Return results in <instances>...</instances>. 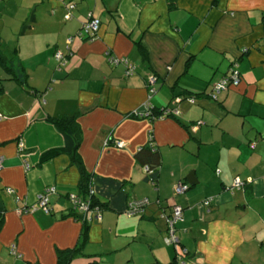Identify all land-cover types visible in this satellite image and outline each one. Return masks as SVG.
I'll list each match as a JSON object with an SVG mask.
<instances>
[{
  "label": "crops",
  "instance_id": "1",
  "mask_svg": "<svg viewBox=\"0 0 264 264\" xmlns=\"http://www.w3.org/2000/svg\"><path fill=\"white\" fill-rule=\"evenodd\" d=\"M89 13L92 39L77 35ZM58 50L71 52L64 64ZM0 53V264H57L76 246L69 264H264V0H0ZM232 70L238 85L213 98ZM63 115L77 118L76 153L103 204L81 245L68 199L88 197L80 171L66 152L44 159L65 146L51 121ZM145 145L160 156L154 183L136 159ZM178 182L189 188L174 195ZM174 204L176 246L164 239Z\"/></svg>",
  "mask_w": 264,
  "mask_h": 264
},
{
  "label": "built area",
  "instance_id": "2",
  "mask_svg": "<svg viewBox=\"0 0 264 264\" xmlns=\"http://www.w3.org/2000/svg\"><path fill=\"white\" fill-rule=\"evenodd\" d=\"M75 7L74 3H70L67 5V16H71V10ZM100 26V19L96 18L91 15V13L88 14L87 19L81 24L80 29L77 32L78 36L85 37L86 39H92L96 36ZM72 41V38L69 37L67 39V50H69V45ZM71 52L68 51L66 53H63L61 51H56L54 54L55 59L60 63L64 64L66 62L68 54ZM108 59L111 63L119 64L121 63L124 66V75L128 76L131 75L135 70V65L130 62L127 58H120L113 55L108 54ZM239 75L237 71L232 70V72L224 76L222 79L217 81L213 84V98L216 97V95L219 92L227 90L229 86H236L239 83ZM154 77L148 78V83H153ZM161 115H167V114H176L177 111H169V110H162ZM135 116H149L150 112L149 110L144 112H136L134 114ZM115 146L122 147L124 145V142L121 140H115L114 141ZM21 149V148H20ZM148 175L149 180L154 183L151 174L152 170L149 169V167L144 166ZM244 185V181L241 180L239 177H235L231 186L230 191L233 192L234 189H241ZM189 188V185L187 183L178 182L173 185V193L174 195L183 194L187 191ZM54 192L53 187L45 188L37 197V205L36 208L41 209L44 213L48 214L50 212V206H49V198L48 196ZM93 191L90 189V194H92ZM68 199L72 204V208L76 209L80 214H85L87 212H91L92 214L90 216H86L87 221H92L93 219H100V207L90 206L89 198L86 199L80 198L78 195L75 194H69ZM211 202L210 198H207L203 201L204 205H209ZM148 203L147 199H141V200H135L129 204L128 213L129 214H139L142 211V208L146 206ZM183 209L180 205L174 204L171 206V212L168 216H165L166 221V236L165 241L166 243L173 244L174 246L178 245L179 239L176 235V225L183 221ZM13 248V246H12ZM13 250V249H12ZM14 252V251H12Z\"/></svg>",
  "mask_w": 264,
  "mask_h": 264
},
{
  "label": "trees",
  "instance_id": "3",
  "mask_svg": "<svg viewBox=\"0 0 264 264\" xmlns=\"http://www.w3.org/2000/svg\"><path fill=\"white\" fill-rule=\"evenodd\" d=\"M0 63L5 64V57L2 53H0ZM75 116H58V117H52L51 121L56 125V127L62 132L65 138V146L62 149H55L50 150L44 155V159L52 157L60 152H66L70 155L72 160L74 161V164L78 167L80 171V180H79V191L82 193V196H88L90 201V206L95 207L99 206L100 208L103 207V204L100 203L93 194H90V180L91 175L85 170L83 163L81 162L79 156L77 155L76 151L79 146V125L76 121ZM136 159L137 161L143 165L149 167L150 170H152L151 177L153 180H155V176L157 174V167L160 164V156L158 151L153 149L150 145L142 146L136 153ZM71 216H73L76 220L81 222V235H82V241L80 242V245L83 243L86 235L87 230V219L85 214H76V213H70ZM3 223V217L2 213L0 212V227ZM77 246L73 249H66V250H58L57 251V264H69L72 257L76 254Z\"/></svg>",
  "mask_w": 264,
  "mask_h": 264
},
{
  "label": "rangeland",
  "instance_id": "4",
  "mask_svg": "<svg viewBox=\"0 0 264 264\" xmlns=\"http://www.w3.org/2000/svg\"><path fill=\"white\" fill-rule=\"evenodd\" d=\"M257 257H258V259H259L260 261L264 260V252L261 253V254H259V255H257ZM258 262H259V261H258ZM256 264H259V263H256Z\"/></svg>",
  "mask_w": 264,
  "mask_h": 264
},
{
  "label": "water",
  "instance_id": "5",
  "mask_svg": "<svg viewBox=\"0 0 264 264\" xmlns=\"http://www.w3.org/2000/svg\"><path fill=\"white\" fill-rule=\"evenodd\" d=\"M188 180L191 181V174L187 176Z\"/></svg>",
  "mask_w": 264,
  "mask_h": 264
}]
</instances>
